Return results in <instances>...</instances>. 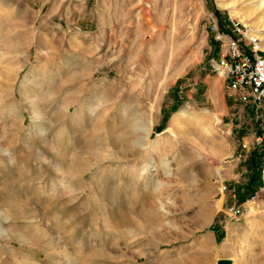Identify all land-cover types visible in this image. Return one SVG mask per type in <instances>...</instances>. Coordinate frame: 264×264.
<instances>
[{"label": "rangeland", "instance_id": "obj_1", "mask_svg": "<svg viewBox=\"0 0 264 264\" xmlns=\"http://www.w3.org/2000/svg\"><path fill=\"white\" fill-rule=\"evenodd\" d=\"M250 2L0 0V264H264V154L210 32L264 52Z\"/></svg>", "mask_w": 264, "mask_h": 264}, {"label": "built area", "instance_id": "obj_2", "mask_svg": "<svg viewBox=\"0 0 264 264\" xmlns=\"http://www.w3.org/2000/svg\"><path fill=\"white\" fill-rule=\"evenodd\" d=\"M234 26L238 37L225 34L216 25L210 27L219 46L215 70L226 78L228 90L237 94L240 104L252 106L264 118V52L251 38V27L241 30ZM261 143H264V125L254 139L255 145ZM242 148H247V144L243 143ZM257 194L255 190L251 198L255 199Z\"/></svg>", "mask_w": 264, "mask_h": 264}, {"label": "bare ground", "instance_id": "obj_3", "mask_svg": "<svg viewBox=\"0 0 264 264\" xmlns=\"http://www.w3.org/2000/svg\"><path fill=\"white\" fill-rule=\"evenodd\" d=\"M254 1H256V0H251V2H254ZM259 1H261V2H263L264 0H259ZM217 2V1H216ZM250 2V3H251ZM233 3V2H232ZM245 3V2H244ZM249 3V2H248ZM218 4V3H217ZM234 6V5H233ZM230 8V7H229ZM252 32H253V30H252ZM191 36V35H190ZM258 36V35H257ZM251 38H253L254 40H255V44H256V46L258 47V48H260V49H262V47L261 46H259L258 45V43H257V37L256 36H254V34L252 33L251 34ZM259 38V37H258ZM153 56V55H152ZM210 98L211 99H213V101L212 102H215V99H214V96L211 94L210 95ZM218 100V99H217ZM214 104V103H213ZM185 114V112L184 111H181L180 113H178L177 115H176V117L177 116H182V115H184ZM202 114H206V111L205 112H203ZM210 114V113H209ZM213 118L215 119V120H217L218 121V118H216L215 116H213ZM210 120H211V117H210ZM137 124V123H136ZM207 129V128H206ZM205 129V131H207ZM133 130V129H132ZM147 134H148V127H147V124H137L136 126H135V128H134V131H132V133H131V136H132V141H133V144H135V145H139V146H144V144L146 143V142H144V138H146V136H147ZM161 138H158V139H154L153 140V142H152V145H151V147L149 148V150H148V153H149V155H153L155 152H157V149H158V141L160 140ZM109 170H112V169H110V168H108ZM145 169H146V165H142V167L141 168H139V169H137V170H134L133 172H135V175H140L141 173H143V171H145ZM106 170V168H103V169H101V175H102V173L104 172ZM63 181V180H62ZM56 184V183H55ZM58 184V183H57ZM63 186H65V185H63ZM68 186H69V184H68ZM67 186V187H68ZM54 188V187H53ZM66 188V187H65ZM55 189H57V188H55ZM264 190V189H263ZM55 191L56 190H54V193H55ZM258 210L259 209H255V210H253L255 213H258ZM8 214V213H7ZM254 232H252V234H253ZM251 237V236H250ZM250 237H248V238H246V239H244L242 242H241V244H240V251L241 252H243L245 249H246V247L249 245V243H250ZM6 238V236H5V234L2 232V231H0V239H5ZM12 257V256H11ZM18 259V258H17ZM241 259H242V257L241 256H239V257H236V258H233V259H231V261L230 260H228V259H220V260H218L217 261V264H218V262H220V261H229L231 264H240L241 263ZM31 261V260H30ZM29 264H39V263H37V262H35L34 260H32L31 262H29Z\"/></svg>", "mask_w": 264, "mask_h": 264}, {"label": "crops", "instance_id": "obj_4", "mask_svg": "<svg viewBox=\"0 0 264 264\" xmlns=\"http://www.w3.org/2000/svg\"><path fill=\"white\" fill-rule=\"evenodd\" d=\"M240 106H241L240 108L241 113H239L238 118L245 119L247 124L250 125L249 129H247V132L245 133V136H244L247 142L246 144L248 145L247 146L248 151H250L252 155H257L260 151H262L264 154V151H263L264 143H261L259 145L254 144L255 136L259 133L260 127L264 125V118L259 116L256 110H254L252 106H249V105L244 106L242 104ZM255 209L260 210L262 209V207L260 206V204H254V205L247 207V210H255ZM249 216H255V215L249 214Z\"/></svg>", "mask_w": 264, "mask_h": 264}, {"label": "water", "instance_id": "obj_5", "mask_svg": "<svg viewBox=\"0 0 264 264\" xmlns=\"http://www.w3.org/2000/svg\"><path fill=\"white\" fill-rule=\"evenodd\" d=\"M218 264H230V262L229 261H220V262H218Z\"/></svg>", "mask_w": 264, "mask_h": 264}]
</instances>
